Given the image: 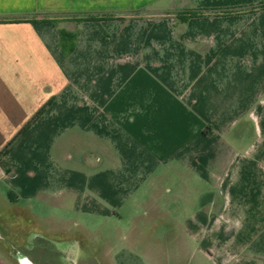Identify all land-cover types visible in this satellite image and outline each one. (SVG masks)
Masks as SVG:
<instances>
[{"label":"crops","instance_id":"obj_1","mask_svg":"<svg viewBox=\"0 0 264 264\" xmlns=\"http://www.w3.org/2000/svg\"><path fill=\"white\" fill-rule=\"evenodd\" d=\"M0 166V264H264V0H0Z\"/></svg>","mask_w":264,"mask_h":264},{"label":"trees","instance_id":"obj_2","mask_svg":"<svg viewBox=\"0 0 264 264\" xmlns=\"http://www.w3.org/2000/svg\"><path fill=\"white\" fill-rule=\"evenodd\" d=\"M193 16H196V14L195 15H193ZM88 21H93L94 19H87ZM83 21H85V20H83ZM44 23H46V22H50V23H53V24H55L56 22L55 21H50V20H44L43 21ZM60 37H61V41L62 42H66V41H72L75 37L74 36H72V34H69V33H67V32H64V31H60ZM39 114V113H38ZM37 117H38V115L33 119V121H35L36 119H37ZM32 121V122H33ZM32 122H30V123H32ZM30 125V124H29ZM29 125H27L22 131H21V133L20 134H22V133H24L27 129H28V127H29ZM7 150H8V148L7 149H5L3 152H2V154L4 155L6 152H7Z\"/></svg>","mask_w":264,"mask_h":264},{"label":"built area","instance_id":"obj_3","mask_svg":"<svg viewBox=\"0 0 264 264\" xmlns=\"http://www.w3.org/2000/svg\"><path fill=\"white\" fill-rule=\"evenodd\" d=\"M7 176V171L0 166V178H4Z\"/></svg>","mask_w":264,"mask_h":264},{"label":"rangeland","instance_id":"obj_4","mask_svg":"<svg viewBox=\"0 0 264 264\" xmlns=\"http://www.w3.org/2000/svg\"><path fill=\"white\" fill-rule=\"evenodd\" d=\"M44 20H48V19H40V20H38V21H36V22H41V23H44L43 21ZM62 22H65L64 20H62ZM97 242H100V244H102V240H97ZM39 245V244H38Z\"/></svg>","mask_w":264,"mask_h":264}]
</instances>
